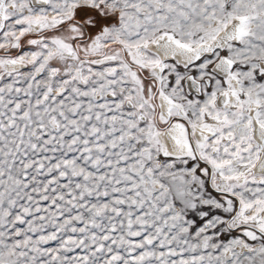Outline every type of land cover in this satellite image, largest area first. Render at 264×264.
Returning <instances> with one entry per match:
<instances>
[{
	"label": "snow or ice",
	"instance_id": "1",
	"mask_svg": "<svg viewBox=\"0 0 264 264\" xmlns=\"http://www.w3.org/2000/svg\"><path fill=\"white\" fill-rule=\"evenodd\" d=\"M0 264H264V0H0Z\"/></svg>",
	"mask_w": 264,
	"mask_h": 264
},
{
	"label": "rangeland",
	"instance_id": "2",
	"mask_svg": "<svg viewBox=\"0 0 264 264\" xmlns=\"http://www.w3.org/2000/svg\"><path fill=\"white\" fill-rule=\"evenodd\" d=\"M25 50H27V49H25ZM19 70H20V71H27V69H19ZM5 71H15V69L8 68V69H6ZM158 103H162V102L158 101ZM161 127H164V126L162 125Z\"/></svg>",
	"mask_w": 264,
	"mask_h": 264
},
{
	"label": "bare ground",
	"instance_id": "3",
	"mask_svg": "<svg viewBox=\"0 0 264 264\" xmlns=\"http://www.w3.org/2000/svg\"><path fill=\"white\" fill-rule=\"evenodd\" d=\"M257 140H259V136H258V133H257Z\"/></svg>",
	"mask_w": 264,
	"mask_h": 264
}]
</instances>
